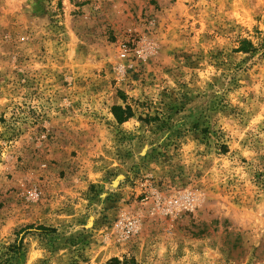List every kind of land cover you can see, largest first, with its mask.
Here are the masks:
<instances>
[{
  "label": "rangeland",
  "instance_id": "374dc122",
  "mask_svg": "<svg viewBox=\"0 0 264 264\" xmlns=\"http://www.w3.org/2000/svg\"><path fill=\"white\" fill-rule=\"evenodd\" d=\"M0 264H264V0H0Z\"/></svg>",
  "mask_w": 264,
  "mask_h": 264
},
{
  "label": "trees",
  "instance_id": "16d2710c",
  "mask_svg": "<svg viewBox=\"0 0 264 264\" xmlns=\"http://www.w3.org/2000/svg\"><path fill=\"white\" fill-rule=\"evenodd\" d=\"M112 111H113L115 118L118 121H123L126 118L131 116V110L129 107L122 109L120 106H113ZM19 248H20V242L13 244V251L18 250Z\"/></svg>",
  "mask_w": 264,
  "mask_h": 264
}]
</instances>
